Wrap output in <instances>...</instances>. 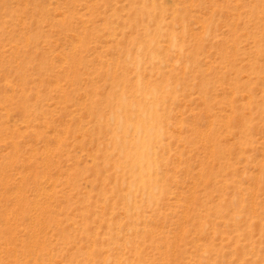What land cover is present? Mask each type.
<instances>
[{"label": "rangeland", "instance_id": "obj_1", "mask_svg": "<svg viewBox=\"0 0 264 264\" xmlns=\"http://www.w3.org/2000/svg\"><path fill=\"white\" fill-rule=\"evenodd\" d=\"M0 264H264V0H0Z\"/></svg>", "mask_w": 264, "mask_h": 264}, {"label": "bare ground", "instance_id": "obj_2", "mask_svg": "<svg viewBox=\"0 0 264 264\" xmlns=\"http://www.w3.org/2000/svg\"><path fill=\"white\" fill-rule=\"evenodd\" d=\"M138 156V155H137ZM141 157V156H140ZM143 157V156H142ZM140 161V160H139ZM136 162H137V160L135 161V164H136ZM134 166V165H133ZM141 167H142V165H141ZM140 171H142V170H140Z\"/></svg>", "mask_w": 264, "mask_h": 264}]
</instances>
